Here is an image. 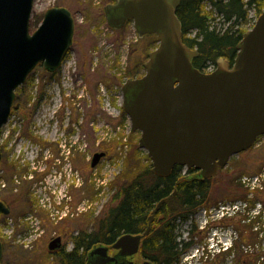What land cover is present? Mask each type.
Segmentation results:
<instances>
[{
    "label": "rangeland",
    "instance_id": "rangeland-1",
    "mask_svg": "<svg viewBox=\"0 0 264 264\" xmlns=\"http://www.w3.org/2000/svg\"><path fill=\"white\" fill-rule=\"evenodd\" d=\"M112 1L34 0L31 32L40 24L43 13L52 7L69 10L75 30L71 47L56 78H47L41 67H36L29 75L32 84H23L24 87L19 89L20 86L15 91L16 106L25 105L28 111L35 107L30 121L26 123L16 112L2 129L0 144L5 145L4 158H9L7 150L14 145L13 158L19 154V159H24L27 165L29 163L25 176L15 182L17 190L20 189L15 197L16 204L9 215L0 217L2 264H57L54 254L47 250L50 239L62 236L63 247L70 250L71 236L81 230L94 229L97 220L108 209L116 189L114 183L127 181L122 174L130 171L131 175L133 167L151 164L146 151L138 146L139 132L131 131L127 115L122 118L120 88L127 78L125 72L128 69L136 76L144 74L140 65L146 62L157 41L154 36H148L137 42L131 26L102 35V8ZM209 8L205 4L204 10L209 11ZM256 18L254 9H250L247 22L242 27L250 29ZM220 21L221 18L215 16L211 24L218 28L227 27ZM84 62L87 83L79 70ZM41 85L47 90L46 101L37 107L38 104L34 103ZM27 95L30 101L26 105ZM51 117L55 133L48 135V139L49 136L60 137L62 145L67 144L68 139L64 135L66 125L76 131V144L73 137L70 148L73 161L65 166L64 183L59 182L58 175L53 177L55 170H52V177H42L32 184L31 176L35 178L33 171L40 174L45 165L44 162L33 164L31 156L22 155L26 153L24 146L30 139L22 136V130L28 128L35 137H45ZM95 152H105L106 155L96 167L91 168L89 162ZM5 178L4 171H0V201L9 196L3 192L6 189ZM263 182L264 136L258 138L249 150L233 155L210 180L208 208L201 207L188 221H176L180 235L177 240L191 244L182 254L179 264H233L231 256L222 259L217 255L229 247L236 236L228 222L239 218L237 210L241 215L247 213L242 210L245 205L240 196L244 188L240 185L252 188ZM29 199L32 202L29 203ZM258 211L262 213L260 245L264 247V210L257 203L250 214ZM225 215L226 221H221ZM191 224L196 227L194 233L190 232ZM257 246L259 244L250 249Z\"/></svg>",
    "mask_w": 264,
    "mask_h": 264
},
{
    "label": "water",
    "instance_id": "water-1",
    "mask_svg": "<svg viewBox=\"0 0 264 264\" xmlns=\"http://www.w3.org/2000/svg\"><path fill=\"white\" fill-rule=\"evenodd\" d=\"M33 3L0 0V131L9 119L15 90L38 64L47 72L56 71L72 43L74 19L63 7L47 9L38 27L30 31ZM178 3L116 0L105 6L106 14H116L106 22L120 29L132 20L139 34H153L157 40L143 65L144 74L121 86L122 109L131 131L140 133L138 146L146 151L152 174L165 178L179 165L210 179L231 156L248 150L264 135V9L236 45L232 65L218 58L213 71L201 72L192 65L197 51L181 41V23L175 13ZM104 155L95 152L90 167ZM167 199L156 204L148 222ZM8 214L0 201V216ZM148 231L149 226L144 235ZM141 237L125 233L110 247L94 246L86 264H131L119 258L135 254ZM60 246L57 236L47 249ZM110 248L116 252L110 254ZM2 254L0 241V264Z\"/></svg>",
    "mask_w": 264,
    "mask_h": 264
},
{
    "label": "trees",
    "instance_id": "trees-1",
    "mask_svg": "<svg viewBox=\"0 0 264 264\" xmlns=\"http://www.w3.org/2000/svg\"><path fill=\"white\" fill-rule=\"evenodd\" d=\"M205 4L210 6L209 11L204 10ZM250 9H254L258 16L264 9V0H184L182 2L176 12L181 23V41L186 47L197 51L198 55L192 60L195 68L206 72L216 66L218 58L233 63L237 51L236 45L243 33L248 30L242 25L247 22ZM215 16L220 17L221 25L227 24V27L218 28L212 25ZM140 68H143V65H140ZM47 74L51 79L56 73ZM125 76L134 75L128 69ZM29 83L32 84L27 80L24 86ZM42 90L41 85L38 92ZM29 99L30 96L27 95L26 100ZM16 109L22 117H27L25 105H18ZM121 115L123 119L126 117L122 109ZM122 175L126 176L127 181L114 183L116 189L111 197V204L97 220L94 229L81 230L72 235L70 239L72 248L68 251L63 248L54 254L57 264H86L88 252L94 246H109L122 234L143 231L156 204L169 196L170 198L154 215L158 219L156 230L145 239L142 253L145 258L162 264H179L182 254L191 247V244L177 241L180 235L176 221H188L201 207L208 208L211 179H202L198 171L184 169L179 165L172 168L168 177H156L151 172L150 163L144 167H133L131 175L130 171ZM240 186L244 188L240 196L245 205L242 210L247 213L241 215L239 213L241 211L237 210L236 214L240 216L235 215L239 218L228 222L233 226L236 236L231 245L217 256L222 259L231 256L233 264H263L264 247L260 245L262 229L259 225L262 221V213L258 211L250 214V210L257 203L264 210V182L252 188ZM25 193L28 194L27 191ZM28 202L32 201L29 199ZM223 218L221 221H226V215ZM195 230L196 227L191 224L190 232L194 233ZM152 242H154L153 246ZM256 244L259 246L250 249Z\"/></svg>",
    "mask_w": 264,
    "mask_h": 264
},
{
    "label": "flooded vegetation",
    "instance_id": "flooded-vegetation-1",
    "mask_svg": "<svg viewBox=\"0 0 264 264\" xmlns=\"http://www.w3.org/2000/svg\"><path fill=\"white\" fill-rule=\"evenodd\" d=\"M115 1L116 0H113L112 2L107 3V5L108 4L113 5V4H115ZM183 1L184 0H179V3H178L176 10H175V13L177 12L178 8L181 6ZM102 11H103V16H104V21H103L104 24L100 27L103 30L102 35H105V33L109 32L110 30L112 33L116 32L117 30L111 29V27H109V25L106 22L107 17L109 18V17L114 16L116 14H114L112 12H109L108 14H106L105 13V6L102 8ZM42 18H43V15H42ZM127 26L132 27L134 34L136 36L135 40L137 42L142 41L144 38H146L148 36H154L155 37V35L148 34V33L139 34V32L135 28L132 20H126L125 23L123 24V26L118 30H122V29L126 28ZM74 30H75V25H74ZM73 36H74V34H73ZM72 40H73V38H72ZM67 54H68V52L65 54L64 60L66 59ZM63 62L64 61H62V63ZM229 65H231L230 62H229ZM37 67H41V69L43 71L47 72L46 70L43 69L41 64H39ZM60 69H61V67L55 71L56 74H55V76H53V78H56L57 73ZM79 70L81 72V75H82L84 81L87 83V76H86L87 75V69L85 66V62L82 64V66L80 65ZM47 73H49V72H47ZM47 73H44V74L47 76V78H49ZM138 77L139 76L134 75L133 77H127V78H138ZM27 80H30L29 76L27 77ZM27 80H26V82H27ZM46 91L47 90H45L44 88L42 91H39V93L37 95L38 99H36V102L34 103L35 105L38 104L37 107H40L42 105V102L45 103V101H46L45 96L47 94ZM29 101L30 100H26V105L29 103ZM34 109H35V107L30 109V111H28V109H27V113H29V115L27 117H22L23 119H25L27 121L26 123H28V121H30ZM16 112H18V110L16 109V104H15V100H14L12 107H11L9 118H12ZM52 119L53 118L51 117L49 119L48 124H47V128H46L47 136H45V137H37V136L35 137L28 130V128H24L22 130V136H27L30 138L28 141L29 144L24 146L26 153H23L22 155L26 154V155L31 156L33 164H39L40 165V163L44 162V165H45L44 168L41 169L40 174L36 173V171H33L35 174V178H34V176H31V178H33V179H31L33 181H30L32 184H34L37 179H41L42 177H46L48 175L50 177H52L51 176L52 170H55V172H54L55 174L53 177L55 178L56 175H58L59 182L63 181V183H64L66 181L65 178H66V172H67V168L65 166L68 164L70 165L73 161L72 160V152L70 151V148L72 146L71 143H72L73 137H74L73 142L76 144V138H75L76 137V131L74 130V128L72 126L69 127L68 125H66L64 135H65V139H68L67 144L62 145V140L60 139V137H56V139H55V138H51L49 136V139H48V135L55 133L54 128H53ZM1 134H2V130L0 131V137H1ZM29 145H31V146H29ZM4 146L5 145L0 144V152H1L0 171H4L5 177H6L5 178L6 189L3 190V192H6L9 196H7V199L5 201H2V202L9 209V211H11V208H13V206L16 204L15 197L20 192V189L17 190V188L15 187V182H17L18 178L25 176V174L27 173V170H28L27 166H29V163L27 165L26 163H24V159L23 160H22V158L19 159V156H20L19 154L16 155L15 158H13L14 151L16 150L14 145L11 148H8L7 152H8L9 158L6 160V158H4V154H5V152H4L5 147ZM44 154H48V156H44ZM229 160H231V158ZM15 191H17L16 195H14ZM0 217H2V216H0ZM157 223H158V219H155V216H153V219L151 220V222L147 223V226L143 231L133 233L134 235H142L140 242H139V245H138L137 252L131 256L119 258L121 262L131 263V264H143L145 261H147V262H150L151 264H162V263H159L157 261H153V260L145 258L143 253H142V250H143L142 247L144 246L145 239L151 233L155 232ZM148 226H149V231L147 234L144 235L145 230L147 229ZM179 237L177 239H179ZM61 238H62V236H61ZM178 242H180V241H178ZM153 243L154 242H152V244H151L152 246H153ZM110 246L111 245H109L108 247H110ZM63 248H64L63 247V241H61L60 248H58L54 251H49V252L52 254H55V253L59 252L60 250H62ZM115 252L116 251H113L111 248L109 249V253L114 254Z\"/></svg>",
    "mask_w": 264,
    "mask_h": 264
},
{
    "label": "bare ground",
    "instance_id": "bare-ground-1",
    "mask_svg": "<svg viewBox=\"0 0 264 264\" xmlns=\"http://www.w3.org/2000/svg\"><path fill=\"white\" fill-rule=\"evenodd\" d=\"M168 198H170V196Z\"/></svg>",
    "mask_w": 264,
    "mask_h": 264
}]
</instances>
